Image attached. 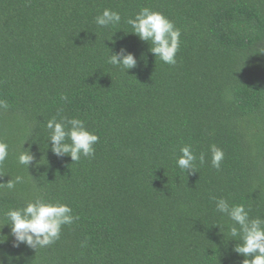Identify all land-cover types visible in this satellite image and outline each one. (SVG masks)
Instances as JSON below:
<instances>
[{
  "label": "trees",
  "instance_id": "trees-1",
  "mask_svg": "<svg viewBox=\"0 0 264 264\" xmlns=\"http://www.w3.org/2000/svg\"><path fill=\"white\" fill-rule=\"evenodd\" d=\"M143 8L180 30L175 65L133 34ZM105 9L121 22L98 26ZM121 47L127 73L108 63ZM0 102V183L23 178L0 188V264H242L216 200L264 219V0H0ZM62 117L98 136L93 156L51 152ZM185 146L193 173L176 163ZM37 200L75 219L50 246L14 247L5 213Z\"/></svg>",
  "mask_w": 264,
  "mask_h": 264
},
{
  "label": "clouds",
  "instance_id": "clouds-1",
  "mask_svg": "<svg viewBox=\"0 0 264 264\" xmlns=\"http://www.w3.org/2000/svg\"><path fill=\"white\" fill-rule=\"evenodd\" d=\"M95 22L98 26L107 28L119 24L121 16L117 12L105 9L95 18ZM127 23L140 41L151 43L148 49L150 53L166 64L175 65L181 34L172 21L162 13L143 8L134 19H128ZM108 63L126 73L137 67L135 54L124 47L119 51L110 50ZM2 104L3 102H0V105ZM46 127L51 133L48 141L51 143V152L57 157L69 156L73 162H76L81 156L94 155V145L99 138L86 129L83 120L62 117L57 121L53 118L47 122ZM180 151L182 155L177 159V166L185 172H195L197 157L191 147L185 146ZM210 151L211 164L219 169L224 153L216 145H211ZM8 154V145L0 142V165L7 159ZM35 160L30 150L24 149L18 156V163L27 168L33 165ZM199 161L201 164L205 162L203 154L199 157ZM22 182L23 178L17 176L6 184L0 183V188L11 190ZM216 210L226 215L232 222L228 227V234L231 240L240 241L236 243L233 251L244 258L242 264H264V219L259 217L251 219L243 204L230 206L223 198L216 200ZM5 215L9 221L5 225L10 227L14 238L13 246L19 247L20 244H24L33 249L54 244L60 238L62 227L73 223L75 219L72 209L67 205L46 203L42 200L28 202L23 208L10 209ZM4 239H0V243H3Z\"/></svg>",
  "mask_w": 264,
  "mask_h": 264
}]
</instances>
